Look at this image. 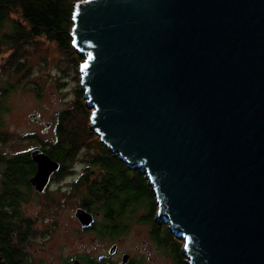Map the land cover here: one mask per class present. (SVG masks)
<instances>
[{"label": "water", "instance_id": "1", "mask_svg": "<svg viewBox=\"0 0 264 264\" xmlns=\"http://www.w3.org/2000/svg\"><path fill=\"white\" fill-rule=\"evenodd\" d=\"M72 22L90 129L146 177L185 264H264V0H82ZM31 158L43 192L60 164Z\"/></svg>", "mask_w": 264, "mask_h": 264}, {"label": "rangeland", "instance_id": "2", "mask_svg": "<svg viewBox=\"0 0 264 264\" xmlns=\"http://www.w3.org/2000/svg\"><path fill=\"white\" fill-rule=\"evenodd\" d=\"M13 18L21 19L19 15H13ZM65 51L42 35L29 44L5 48L0 55V96L4 91L7 92L5 98L1 99L9 109L1 116L3 127L0 129V155L10 157L25 154L40 145L49 148L57 138L59 114L66 110L74 113L76 119L77 108L73 107L78 104V96L84 102L86 113H80L75 122L93 132L90 129L91 110L86 106L84 91L80 87V67L84 60L77 64L73 62L71 54ZM12 55L15 56L14 59ZM9 59H12L10 63ZM20 61L23 65L17 72L11 63ZM96 142L102 145L95 133L92 139L87 138L79 145L78 152L66 164L63 176L52 182L50 191L45 195L39 196L34 189L29 193L21 189L27 196V201L20 204L21 216L17 220L26 221L23 226L28 223L30 225L32 235L27 246L31 247H28L26 257L29 258V264H64L77 254L81 255L84 249L89 257L98 260L100 256L109 255V249L114 244L117 246L118 256L129 254L133 257V264H185L182 240L172 235L168 250L157 246L151 235L153 225L156 227L158 224L155 221L156 214L152 223L139 221L142 216L150 214V202L156 204L145 176L154 201L146 195L142 202L145 209L142 207L135 214V209L130 208L121 218L114 215V220L122 229L129 226L126 233L118 237H112L110 233L100 236L98 226L105 222L103 211V214L99 211L95 213L91 211L93 209L83 207L81 201L86 192L82 182L101 179L99 168L90 163L92 157L100 154ZM74 184L78 187L73 188ZM114 196H118L121 201L126 199V195L122 193L114 192ZM79 208L93 214L97 229L88 232L82 227L76 216ZM10 217L13 219L15 215L10 214ZM160 226L164 238L166 231L170 229L168 225ZM174 240L181 244L180 252H173ZM27 246L24 245V249ZM34 250H37V254H34ZM118 256L116 260L120 259Z\"/></svg>", "mask_w": 264, "mask_h": 264}, {"label": "trees", "instance_id": "3", "mask_svg": "<svg viewBox=\"0 0 264 264\" xmlns=\"http://www.w3.org/2000/svg\"><path fill=\"white\" fill-rule=\"evenodd\" d=\"M79 1L82 0H0V55L5 48H17L44 35L61 49L66 50L65 52L70 53L73 62L77 64L82 62L85 57L72 48L70 35L74 5ZM13 15H19L21 19H14ZM11 57L14 59L15 56ZM12 59L8 60L9 63ZM14 64L11 63L15 71L18 72L23 62ZM15 71L12 69L13 73ZM3 93L0 96V129L3 127L2 114L9 111L1 99L5 98L7 92ZM76 93L79 91L76 90ZM77 103L73 107L77 108L76 119L73 116L74 113L66 110L59 114L56 141L45 149L59 164L62 163L63 171H65L66 164L78 152L79 145L87 138L92 139L95 136V133L89 131L88 127H80L76 123L78 115L86 113L84 102L79 99V96ZM97 142L100 154L92 157L90 163L99 168L101 179L100 181L86 180L82 182L81 185L86 187V192L81 198L82 206L89 210L93 209L91 211L95 213L103 211L105 222L98 226L100 235L105 236L106 233H110L112 237H118L120 234L126 233L129 226H124L122 229L119 223L114 220V215L117 214L121 218L124 212L130 208H134L135 214H137L139 209L144 207L143 198L147 195L154 201L153 194L150 187L146 185L147 181L144 175L142 176L138 170L128 168L119 157H114L111 151ZM1 166L3 167L0 169V264H28V261L25 260L26 255L21 248L25 240L22 239L25 236L22 234L25 231L23 226L25 221L17 219L21 216L20 204L27 201V196L22 193L21 189H25L29 193L31 186L28 180L35 173L36 167L28 153L10 157L0 155ZM62 176L63 174H61ZM72 187L77 188L78 186L74 184ZM114 192L126 195V199L119 200L118 196H114ZM149 211L150 214L142 216L139 219L140 222H153L155 212H157L156 204L150 202ZM10 214H14L15 218L11 219ZM160 227L158 224L156 227L153 225L151 235L157 246L168 250L173 239L172 233L170 230L166 231V236L163 238ZM12 233H17L20 238L18 243H14ZM181 247V244L175 241L173 252H180ZM66 264L72 263L67 262Z\"/></svg>", "mask_w": 264, "mask_h": 264}, {"label": "flooded vegetation", "instance_id": "4", "mask_svg": "<svg viewBox=\"0 0 264 264\" xmlns=\"http://www.w3.org/2000/svg\"><path fill=\"white\" fill-rule=\"evenodd\" d=\"M41 144H42V142H41ZM35 149H40V150H42L43 152H45L47 155H49V157L52 159V160H54V161H56V162H58L57 160H55V158H53L49 153H48V151L47 150H45V149H47V148H45L44 146H42V145H40V146H38V147H35L34 149H32L30 152H28V154H29V157H30V160L32 161V163L35 165V167H36V170H35V173L30 177V178H32L36 173H37V170H38V167H37V164L32 160V158H31V152L33 151V150H35ZM63 170H62V163H60V168L58 169V170H56V171H54L53 172V174L51 175V178H50V182H49V184H48V186L45 188V190L43 191V192H39V191H37L36 189H34L32 186H31V184H30V186H31V188H30V190H35L36 191V193L39 195V196H43V195H45L48 191H50V186H51V184H52V182L53 181H55V180H59L60 179V177H61V174H63ZM30 178H29V180H30ZM29 180H28V182H29ZM95 221V220H94ZM26 222V221H25ZM93 226H94V223H93V225H92V227L91 228H89V229H86V231H88V232H91L92 230H94V229H96V228H93ZM25 231L22 233V234H25V236H23L22 237V239H25L24 240V242H23V246L21 247L22 248V250L24 251V254L26 255V257H27V253H28V247H31V246H27V244H28V242H29V239H30V236L32 235V233H31V231H30V225H29V223L28 224H26L25 226ZM13 234V237H14V243H18L19 242V240H20V238L17 236V233H12ZM101 236V235H100ZM24 245L25 246H27L25 249H24ZM115 245V250L112 252V248L110 247V249H109V255H103V256H100L99 257V259L98 260H95L94 258H92V257H89V253L84 249L82 252H81V255H79V254H77L76 256H74V257H72L71 258V260H67L64 264H66L67 262H70V263H72V264H106L107 262L109 263V264H122V262H123V259H124V257L125 256H127L128 257V260H127V263L126 264H131V263H133V257H130L129 256V254H127V253H124V254H122L121 256H118V253H117V246H116V244H114ZM94 248H95V246H93ZM34 254H37V250H34ZM120 255V254H119ZM120 257V261L117 259H115L116 257ZM25 260H27L28 261V264H29V258H26Z\"/></svg>", "mask_w": 264, "mask_h": 264}]
</instances>
